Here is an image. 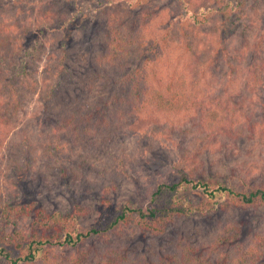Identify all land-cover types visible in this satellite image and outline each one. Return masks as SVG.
Listing matches in <instances>:
<instances>
[{
    "label": "trees",
    "instance_id": "16d2710c",
    "mask_svg": "<svg viewBox=\"0 0 264 264\" xmlns=\"http://www.w3.org/2000/svg\"><path fill=\"white\" fill-rule=\"evenodd\" d=\"M199 2L34 0L22 25L15 18L18 11L14 16L0 12V154L9 147L18 150L20 159H13L20 173H33L42 150L63 174L74 173L78 164L94 161H70L90 136L95 141L98 133L117 131L129 118L150 112L166 119L191 110L212 138L264 134L246 103L232 96L239 91L236 97L252 112L258 106L254 98L264 91V0ZM86 10L97 14V22L85 62L79 47L57 34ZM202 40L208 42L206 57L198 54ZM50 41L39 79L29 64ZM213 75L219 77L218 93L208 86ZM27 106L32 109L25 111ZM21 113L24 121L17 124ZM157 130L167 136L168 130L157 126H149L146 135L158 139ZM13 134L20 140L17 147L8 143ZM206 146L212 148L213 141ZM64 153L73 163L70 170L59 158ZM192 154L180 155L145 197L127 198L111 209L107 202L90 225L81 221L89 210L81 204L72 211L50 210L35 200L11 202L0 196V264H264V230L231 217L264 207V183L249 187L212 178L211 161ZM6 181L12 183L13 174ZM196 217L211 223L202 239L169 236L179 221ZM129 227L163 239L156 244V257L129 254L113 243ZM98 238L106 243L95 247ZM87 246L95 255L86 252Z\"/></svg>",
    "mask_w": 264,
    "mask_h": 264
},
{
    "label": "rangeland",
    "instance_id": "374dc122",
    "mask_svg": "<svg viewBox=\"0 0 264 264\" xmlns=\"http://www.w3.org/2000/svg\"><path fill=\"white\" fill-rule=\"evenodd\" d=\"M33 1L0 0V5L3 6V8L0 6V12L5 15L12 13L14 16V13L18 11V16H15L18 23L20 25L27 24L30 18V3ZM213 1L200 0L199 3L214 5ZM96 22L97 14L92 10H86L69 25L63 27V32L57 34L58 37H61L62 33L65 37L68 36L69 40L79 47L85 62L88 60L91 47L94 44ZM207 43L202 40V45L197 47L198 54L202 53L200 56L208 55ZM50 44L51 41L48 42L46 51L41 52V56L29 64L32 71H37V74H40V77L37 75L39 79L47 62L46 57L51 54ZM240 62L243 63L241 60ZM218 79V76L213 75L210 78L211 83H207L213 93L219 92L216 90L219 86L216 83ZM201 92L200 88L195 90V93L200 94ZM238 92L232 94L233 101H237L239 104L244 101L249 115L251 116L252 113L253 118L264 125V104H260L261 99H264V91L254 98L255 104L258 106L252 112L249 111L247 107L249 103L245 99H242L241 96L236 97ZM242 93L246 94L243 91ZM31 109L30 106L25 108V111ZM25 114L21 113L17 124L24 121ZM198 124V117L191 110L186 115L170 116L166 119L162 118L159 113L151 112L135 118L131 117L123 122L117 131L113 129L112 133H105L104 136L98 133L95 141L90 136L91 140L82 148L78 147L70 161L74 163L77 159H93L92 165L78 164L76 168L74 167V173L70 172L66 175L58 169L59 165L58 167L52 165L56 162L45 155L42 150L38 151L39 162H36L40 165L38 168L42 172L37 171L38 168H33L35 175L30 170L20 173L18 165L14 163L15 159H13H20L16 153L18 150H11L9 147L0 154V196L2 200L11 202L20 199L35 200L50 210L72 211L76 205L81 204L89 208L87 212L81 214V221L85 225H90L97 221L100 210L107 205V202H110L111 209L127 198L137 201L145 197L149 187L157 180L166 178L178 157L188 151L201 161L203 159L207 162L211 161L208 174H212V178L228 179L239 186L246 183L249 187L264 183V134L252 131L251 134L246 133L239 138L228 134L216 135L212 138L207 133L204 134ZM149 126H157L162 131L167 129V136L157 130L161 137L150 138L146 135ZM32 127L30 125V128ZM18 138L13 134L8 143L16 145L18 141L20 142ZM197 138H199L198 143H196ZM210 141H213L212 148L206 146ZM59 158L67 162V168L70 170L73 163L70 162V165L69 155L67 153L60 154ZM119 165L129 172V177L124 173L117 172L120 171ZM52 167H55V171ZM204 170L206 178H209L206 169ZM12 174L14 181L7 183L6 179ZM231 217L249 223L252 228L264 230V207L249 208L239 211L238 214L232 213ZM207 225H211V223L200 217L191 221L182 219L170 230L169 236H185V239L191 242L199 240L205 234ZM105 240L106 238H98L97 244L94 246H103L106 243ZM112 241L129 254L147 252L149 256L156 257V244H160L163 239L149 232L144 233L142 230L129 227L123 234L115 236ZM86 252L95 255L94 247L87 246Z\"/></svg>",
    "mask_w": 264,
    "mask_h": 264
}]
</instances>
